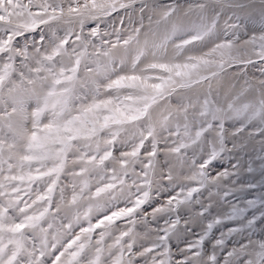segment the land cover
I'll list each match as a JSON object with an SVG mask.
<instances>
[{
	"label": "snow or ice",
	"instance_id": "1",
	"mask_svg": "<svg viewBox=\"0 0 264 264\" xmlns=\"http://www.w3.org/2000/svg\"><path fill=\"white\" fill-rule=\"evenodd\" d=\"M0 264H264V0H0Z\"/></svg>",
	"mask_w": 264,
	"mask_h": 264
}]
</instances>
